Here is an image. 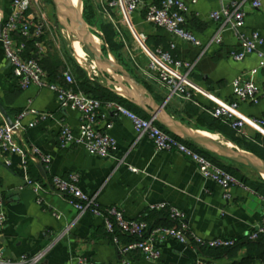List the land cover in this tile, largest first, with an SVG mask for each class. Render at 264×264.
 <instances>
[{
    "label": "crops",
    "instance_id": "0c3cea01",
    "mask_svg": "<svg viewBox=\"0 0 264 264\" xmlns=\"http://www.w3.org/2000/svg\"><path fill=\"white\" fill-rule=\"evenodd\" d=\"M87 1L95 19L111 25L102 11L100 0ZM224 1L244 2L247 11L245 31H258L264 37V0H261L262 6L257 10L251 8L253 0ZM12 2L0 0L5 19L12 13ZM146 2L151 4L159 0ZM186 2L189 7L187 28L203 43V48L172 37L147 23L143 10L134 14L132 23L138 34L147 36L151 48L169 50L170 44L174 43L176 49L172 54L175 58L197 63L191 76L195 89L194 102L176 97L168 99V92L145 69L140 70L136 66V61L140 66H145L147 59L141 54L133 36L125 30L124 38L117 34L115 37V42L122 47L119 55L123 63L120 62V65L146 88L157 104L166 102L167 112L185 125L194 124L187 113L190 104L189 107L210 115L215 107L235 100L234 80L259 66V59L255 55L243 62H236L230 57V52L239 47L232 32L223 34L220 46L210 44L219 29L211 14L221 8L220 0H198L196 4L192 0ZM44 3L45 0H39L29 15L46 20V57L58 65V76L51 80L65 84L63 74L66 68L48 52L52 48L50 42L54 34L47 10H41ZM75 58L85 68L98 71L92 65L94 61L86 64L87 61L82 57L79 59L77 54ZM253 79L264 87V70H260ZM30 102L33 109L48 114L49 118L34 128L26 127L17 135L26 151L27 169L21 156L0 158V196L4 197L8 217L3 232L7 256L20 258L45 252L43 264H72L78 259L101 264H120L124 261L128 264H238L246 258V248L239 250L235 256L225 254L216 257L208 250L175 241L162 245V258L156 262L146 260L137 252L122 254V248L131 244L133 238L119 231L111 235L102 218L89 213L79 214L71 208L67 197L59 194L50 184L54 176L67 178L73 173L78 174L79 185L84 192L95 196L103 207L120 208L128 219H141L153 225H171L168 212H152L150 206L163 203L176 207L185 213L191 229L204 239L226 238L238 242L247 238L264 215V198L242 184L232 187L231 198L226 200L224 190L215 182L205 179L192 160L176 152H157L148 137L136 134L133 123L127 118L113 119L110 134L117 141L118 150L109 158L92 156L82 146L61 147V125L65 123L77 133L81 123L80 114L60 109L56 95L49 90L35 86L22 90L0 44V125L7 123L6 115L14 120ZM239 115L247 121L246 137L260 136L264 139V129L250 121L252 118L264 119V98L258 104L251 101L241 103ZM32 120L33 116H30L25 121L26 126ZM33 147H38L51 158L49 167L43 165L47 179L38 169V165L43 163L34 155ZM7 160L10 161L9 166L6 165ZM130 168L139 172L134 173ZM26 177L43 184L42 204L38 203V196L32 189L25 186ZM156 214L163 215L168 224L150 221L149 218ZM116 238L119 244L115 243Z\"/></svg>",
    "mask_w": 264,
    "mask_h": 264
},
{
    "label": "built area",
    "instance_id": "2783aa9c",
    "mask_svg": "<svg viewBox=\"0 0 264 264\" xmlns=\"http://www.w3.org/2000/svg\"><path fill=\"white\" fill-rule=\"evenodd\" d=\"M39 0H13L12 13L5 19L0 9V44L3 46L7 61L13 75L17 78L22 90L32 86L45 89L56 95L60 109L73 110L80 114V128L76 133L69 125L62 124L59 130V144L63 148L82 146L92 156L109 158L117 150L118 144L110 134L113 128V119L127 118L134 126L139 137L146 136L154 144L157 152H176L192 160L198 167L200 174L207 180L218 184L225 194V199L230 200L232 187L242 183L232 174L216 165L206 156L189 147L184 140L174 137L161 128L154 119H144L116 101L103 102L88 96L78 89L77 82L70 71L63 76L65 84L51 82L48 73L41 65L47 55V46L44 42L47 23L44 18L29 15L34 4ZM102 11L106 14L116 34L124 38L125 30L137 42L141 54L147 59L145 66H136L147 72L167 92L168 99L180 98L194 102L195 89L191 76L196 67V62L177 59L172 52L176 49L174 43L170 49L162 47L151 48L148 38L138 34L132 20L135 13L145 11L147 23L166 31L172 37L181 39L195 47L203 48V43L187 28L189 7L186 0H159L157 3L147 4L146 0H100ZM198 0H192L196 4ZM221 8L211 14V19L219 24L216 36L211 40V45L220 46L223 43V34L232 32L239 42V47L230 52V57L236 62H243L249 56L255 55L259 59L257 69L236 78L232 84L235 100L222 104L210 111L215 119H221L240 136H246L247 121L239 115L240 104L253 102L258 104L264 98V87L259 86L254 77L260 70H264V37L258 31L246 32V17L244 2L231 1L225 3L220 0ZM262 6L261 0H253L251 8L254 10ZM32 42L36 52L31 58L26 57L28 43ZM135 59V58H134ZM136 60V59H135ZM80 65V64H79ZM85 70V68L80 65ZM93 71L94 76L88 75L91 81H97L98 71ZM33 116V120L26 126L25 121ZM49 118L48 114L40 113L29 106L13 120V125L8 123L0 125V158L11 155L21 156L24 168L27 169V155L17 135L26 129L34 128ZM252 124L264 129V119H250ZM33 153L43 165L49 167L51 158L45 155L38 147H33ZM10 165V161H6ZM134 173L139 171L130 168ZM80 176L76 173L67 178L54 176L51 185L59 194L67 197L68 204L79 214L89 213L94 217L102 218L106 230L115 235L116 232L133 238V242L122 248V254L137 252L148 261H159L162 258V245L167 241H175L182 245H193L202 249H227L236 246L237 241L226 238L204 239L198 236L189 226L186 215L181 210L167 204H154L150 206L152 212H168L171 225H153L141 219H128L123 210L116 206L103 207L95 196L84 192L80 185ZM25 186L32 189L38 196V203L44 202L43 184L26 177ZM8 221L5 200L0 196V264H43L45 252L36 255H23L20 258L7 256L3 241V232ZM264 235V215L258 225L253 227L248 239L258 240ZM115 243L119 244L118 239ZM72 264H101L90 260L78 259ZM120 264H128L121 262ZM201 264V263H200Z\"/></svg>",
    "mask_w": 264,
    "mask_h": 264
},
{
    "label": "water",
    "instance_id": "95a60500",
    "mask_svg": "<svg viewBox=\"0 0 264 264\" xmlns=\"http://www.w3.org/2000/svg\"><path fill=\"white\" fill-rule=\"evenodd\" d=\"M51 1L59 24L67 30L71 37H76L80 41V44L100 66L99 71L107 78L108 89L138 107L170 134L184 141H189L218 158L242 166L264 177V160L252 153L241 150L227 139L216 140L211 137L212 133L208 132L207 134L210 136L202 135L203 131L190 128L170 115L166 110V102L157 104L146 88L116 61L111 50L103 42L100 46L96 44L95 38L98 32L86 22L81 0L79 12L72 9L69 0ZM2 111L4 112L3 109ZM4 114L6 115L5 112ZM6 118L7 123L12 126L13 120L7 115ZM38 169L41 175L47 179L43 164L40 163Z\"/></svg>",
    "mask_w": 264,
    "mask_h": 264
},
{
    "label": "trees",
    "instance_id": "16d2710c",
    "mask_svg": "<svg viewBox=\"0 0 264 264\" xmlns=\"http://www.w3.org/2000/svg\"><path fill=\"white\" fill-rule=\"evenodd\" d=\"M91 12V10H86L85 14V20L90 26L95 20V17L93 14H91ZM100 28L103 34V40L105 41V46H107L113 53L117 54L120 62H122L121 56L119 55L122 47L115 42L116 32L113 26L101 23ZM34 52H36L35 46L32 42H29L26 57L31 58ZM41 65L44 70L48 73L50 80H55L57 78L58 65H56V63L49 59V57H45L41 61ZM74 78L77 82L78 89L85 92L88 96L99 99L103 102H119L134 113H136L137 115H139L140 117L144 119H149V116L143 111H141L138 107L129 103L127 100L117 95L116 93L108 89L106 86L100 84L97 81H91L87 75V72L81 67H77L76 77ZM51 82L53 81L51 80ZM189 106H191V104ZM189 106L187 113L190 115L191 119H193L194 124L188 123V127L212 134H220L221 136L225 137L227 140L235 144L237 147H239L241 150L252 153L260 159L264 160V139H262L260 136H256L255 138L240 136L236 131L231 129L230 126L224 123L221 119H215L209 114L202 113L199 109H195ZM184 143H186L189 147L193 148L196 152L206 156L216 165L220 166L225 171L235 176L243 185L250 187L257 194L264 198V180L261 178V176H259V179L256 181L250 180L248 176L242 173V169H245L244 167L235 165L221 158H218L215 155L196 146L195 144L190 143L189 141H184ZM149 219L150 221H155L158 224H168L163 215L156 214L151 216ZM242 248L247 249V256L241 263L238 264H256L258 262L264 264V235H262L261 237H259L258 240L255 241H251L247 237L242 241H238L236 246L232 248L202 250H208V253L210 252V254H215L216 257H220L225 254H227V256H235L237 252Z\"/></svg>",
    "mask_w": 264,
    "mask_h": 264
},
{
    "label": "rangeland",
    "instance_id": "374dc122",
    "mask_svg": "<svg viewBox=\"0 0 264 264\" xmlns=\"http://www.w3.org/2000/svg\"><path fill=\"white\" fill-rule=\"evenodd\" d=\"M81 1H82V9L84 12V17H85L86 10L88 11L90 10V3L87 0H81ZM41 10H47L46 11L48 14L47 18L50 23L53 34H54V39H52V42H50V45L52 46V48L49 49L48 52L56 56L60 60V62L64 65L66 70L70 71L72 75L76 77L77 67H81V66L78 64L75 58V53L72 48V43L70 39L71 36L67 32V30H65L64 27L59 24V20L57 18L55 8L51 0H45L44 8H42ZM100 24L101 22L95 19L93 23L91 24V26L98 32L96 33V36L99 37V39L105 44V41L103 40V37H102L103 34L101 32ZM84 52L87 53L89 57V58H86L87 62L88 60H90L89 62L91 61L93 62L94 59L92 55L85 48H84ZM112 54L114 58L116 59V61L120 64V60L117 54L113 52ZM81 68L85 70L83 67ZM85 71L87 72V75L94 76L93 71H91V69L89 71L88 70H85ZM98 74H99V77L95 78V80L99 81L101 84L105 86H108L107 78L104 77V75L100 71H98ZM242 173L248 176L250 180L256 181L259 179V175L249 169H242Z\"/></svg>",
    "mask_w": 264,
    "mask_h": 264
},
{
    "label": "bare ground",
    "instance_id": "6f19581e",
    "mask_svg": "<svg viewBox=\"0 0 264 264\" xmlns=\"http://www.w3.org/2000/svg\"><path fill=\"white\" fill-rule=\"evenodd\" d=\"M69 2L71 4L72 9L75 12H79L80 11V9H81L80 0H69ZM70 39H71L72 48L74 50L75 55L77 54V57L79 59L82 57V59L86 62L87 61L86 58H89V57H88L87 53L84 52V47L80 44V41L76 37H71ZM95 42H96V44L98 46H100L102 44V41L97 36L95 38ZM89 61L90 60H88V62ZM88 62H86V64ZM90 63H92V61ZM86 64H85V66L87 67ZM92 65H95L97 67V69L100 70V66L95 61H94V63H92ZM201 134L210 136V135L207 134V132H204V131ZM211 137H213L216 140L226 139L225 137L221 136L220 134H212ZM261 178L264 180V177H261Z\"/></svg>",
    "mask_w": 264,
    "mask_h": 264
}]
</instances>
